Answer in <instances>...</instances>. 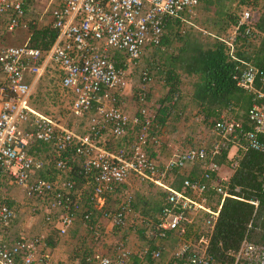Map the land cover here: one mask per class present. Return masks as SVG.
<instances>
[{
	"label": "built area",
	"instance_id": "obj_1",
	"mask_svg": "<svg viewBox=\"0 0 264 264\" xmlns=\"http://www.w3.org/2000/svg\"><path fill=\"white\" fill-rule=\"evenodd\" d=\"M45 3L36 15L32 0H0V37L27 33L22 45L0 44V264L50 261L46 236L26 233L24 209L30 217L40 216L57 237L66 236L78 221L98 239L97 214L111 230L124 228L129 218L139 227L143 242L130 247L117 241L74 264H264V245L249 241L247 233L222 262L209 251L225 200L251 205L254 216L264 199V170L258 196L246 199L230 183L247 152L264 156V67L237 57L240 40L252 43L258 34L264 3L258 10L248 0L229 36H212L236 63L231 79L249 98L244 120L231 115L233 105L217 110L209 120V144L175 150L164 162L151 154L162 142L163 129L148 109L146 94L138 95L133 115L122 100L143 56L160 48L170 30L206 33L195 24L201 0ZM44 16L49 18L46 29L55 32L46 49L31 43ZM139 77L147 86L152 72L140 69ZM44 79L53 82L60 102L67 104L63 124L36 107V87ZM199 117L208 120L202 110ZM135 185L160 192L155 217L131 209ZM15 189L23 204L12 198Z\"/></svg>",
	"mask_w": 264,
	"mask_h": 264
},
{
	"label": "rangeland",
	"instance_id": "obj_2",
	"mask_svg": "<svg viewBox=\"0 0 264 264\" xmlns=\"http://www.w3.org/2000/svg\"><path fill=\"white\" fill-rule=\"evenodd\" d=\"M208 1H211V3H208ZM252 1L256 4L258 10L264 3V0ZM32 2L34 7L31 9V14H39L44 11L46 0H32ZM247 2L248 0H201L199 18L195 24L206 33L202 34L197 29L190 28L186 31L188 33L187 36H192L204 47H208L214 41L212 36L227 38L230 30L227 22L228 17L237 18ZM48 20V17H43L39 25L42 30L47 28ZM21 31L17 30L14 34L18 35L22 33ZM180 38L181 36L178 33L171 30L167 38V44L150 50L143 56L139 66L131 75L130 84L132 87L128 95L122 100V107L128 114L133 115L136 113L138 109L137 97L142 92L146 94L149 111L155 113L156 116L158 109L162 105H167L164 99L168 91L165 83L166 59L171 55L177 54V49L180 46L178 39ZM261 39H263V34L258 33L252 43L244 46L238 44V52H252L253 47H257ZM143 68H148L152 72V81L147 86L140 83L139 70ZM196 81V76H188L179 72L177 93L170 103L169 113L165 117V122L162 126L163 139L159 148L186 150L189 147L197 145L198 142L206 144L211 142L210 119L201 120L199 117L200 106L193 98ZM35 95L37 108L46 113L51 112L56 116L60 124L65 122V108L67 104H65V101L60 102L57 87L52 81L41 80L36 87ZM233 107L231 115L235 117L242 116L240 106L233 103ZM75 124L77 125V122ZM168 145H171V148L167 147ZM222 171L226 170L222 169ZM132 192L133 202L131 209L133 212L139 213L146 218L155 217L161 206L160 192L146 185H135L132 187ZM19 193L20 200L22 199V194L21 192ZM26 213L25 211L22 219L24 223L26 221L29 223V218L25 216L27 215ZM39 222L42 224L41 221ZM134 223L132 218H129L126 226L119 230H111L108 224H105V227L100 229V237L98 239H94L92 234L83 228L81 233L75 235L72 239L74 244L73 250L105 252L117 241H125L130 247H133L136 243L144 241L139 227L135 226ZM106 230H108L107 233Z\"/></svg>",
	"mask_w": 264,
	"mask_h": 264
},
{
	"label": "trees",
	"instance_id": "obj_3",
	"mask_svg": "<svg viewBox=\"0 0 264 264\" xmlns=\"http://www.w3.org/2000/svg\"><path fill=\"white\" fill-rule=\"evenodd\" d=\"M237 21L238 17L231 16L227 20L229 27L236 25ZM256 30L263 34V39L257 47H253L252 52H237V57L243 61H250L257 67H264V10L260 13ZM178 35L181 38L178 39L180 46L177 54L166 59L165 83L168 91L164 99L167 105H162L157 111L158 124L163 126L165 117L169 113L170 103L177 93L179 72L197 77L193 98L198 102L200 110L205 113L206 119L214 117L217 110L234 103L240 106L243 113L240 118L244 120V114L249 107V98L235 86L231 79L236 63L228 58L223 44L214 39L208 47H204L192 36H187L188 33ZM54 38L55 32L43 29L33 34L31 43L46 49ZM167 38L164 37L161 47L167 44ZM240 41L242 46L249 44L243 40ZM223 162L224 157L218 159L219 164ZM263 170L264 156L247 152L230 179L231 186L240 187L246 199L258 196V176ZM249 224L251 226L248 229ZM246 233L249 241L264 245V199L260 198L254 216L251 205L230 199L225 200L215 225L210 253L219 262L224 261V254L228 251H236Z\"/></svg>",
	"mask_w": 264,
	"mask_h": 264
},
{
	"label": "crops",
	"instance_id": "obj_4",
	"mask_svg": "<svg viewBox=\"0 0 264 264\" xmlns=\"http://www.w3.org/2000/svg\"><path fill=\"white\" fill-rule=\"evenodd\" d=\"M22 33H19L18 35H4L0 37V44L1 45H22L25 43L27 39V33L24 31H21ZM167 147L171 148V145H168ZM178 150V149H176ZM175 151V150H168L163 149V148H157L154 151H151V154L158 158L159 161L164 162L170 154ZM195 171L192 172V174ZM19 191L18 190H12L11 191V196L12 198L17 202V204H23L24 203V198L22 196V199L19 200ZM114 202L113 200L108 201V206L109 207H114ZM24 209V208H23ZM25 215L27 218H29V223H24V228L27 234H43L47 238V243L49 246L50 250V261L47 264H74V262L77 259L82 258L85 254H87L89 251H79L78 249L73 250V237L75 235H79L81 233V230H83V226L76 221L74 223V226L68 231L67 235L64 237H57L56 233L54 231L49 230V227H47L42 218L40 216L38 217H30L28 211L26 210ZM25 213V209H24ZM23 213V214H24ZM41 221L42 224L39 222ZM93 222L98 223L101 228L105 227V224L107 222L101 218L100 214H97ZM29 224V225H28ZM108 230H106L107 233Z\"/></svg>",
	"mask_w": 264,
	"mask_h": 264
}]
</instances>
